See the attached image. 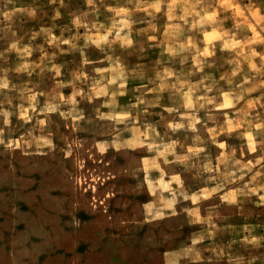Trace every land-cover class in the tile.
I'll return each mask as SVG.
<instances>
[{"label":"rangeland","instance_id":"rangeland-1","mask_svg":"<svg viewBox=\"0 0 264 264\" xmlns=\"http://www.w3.org/2000/svg\"><path fill=\"white\" fill-rule=\"evenodd\" d=\"M125 5L126 0H105L104 5H99V12L92 14L85 0H65L64 6L59 0L55 5L49 0H0V50L13 39L12 32L27 41L31 33L39 31L42 26L55 25V35L63 33L64 38H71L77 34L71 21L84 12H89L86 18L89 22L104 24L107 28L114 14L107 12L106 8ZM17 8H35L37 16L30 18L26 12L16 11ZM57 9L61 17L53 21ZM5 12L10 14V19L4 17ZM131 18L134 21L131 36L135 45L132 49H120L117 45L111 49L104 46L101 51L89 47L84 58L91 61L90 65L81 64L79 51L58 53L55 62L62 66V75L58 79L67 82L71 73L81 67L89 75L93 74V68H109L111 62L105 61V56H111L123 64L126 72L136 71V75L128 78L126 95L117 97L119 109H131L137 96L149 103L155 101L157 94L145 89L153 86L155 71L162 66H171L178 73H186L190 62L181 67L178 58L170 60L164 53L167 21L163 13L152 19L144 12H134ZM150 22L156 25L155 32L149 28ZM84 31L79 29V34ZM150 35H155L156 40H149ZM43 43V39L37 37L34 45ZM78 43L82 45L83 41ZM63 47L67 48L66 45ZM53 50L48 49L49 52ZM257 50H261V46H257ZM226 55L230 54L218 51L216 67L206 68L205 72L211 71L218 76ZM29 60L39 62L38 54L34 52ZM18 63L15 53L8 54L7 62L0 61V68L9 69L11 84L17 87L28 85L40 92H48L54 86L51 74L47 72L43 76L34 73L31 78L16 74L12 69ZM200 75L198 73L192 79H199ZM61 91L67 96L72 88ZM5 95L13 98V106L19 102L15 91L0 93V99ZM159 97L158 103L149 108L148 113H142L139 119L141 127L144 123H151L165 135V120L175 116V113L169 116L165 108L178 105L179 94L170 90L160 93ZM39 99L43 103L45 98ZM106 99L81 102L79 107L86 120L80 122L75 133L65 127L66 122L58 113L52 114L49 127L56 147L43 153L23 146L19 149L6 147L9 139L26 135L31 123L25 124L15 114L10 126L0 122L5 140V145H0V264H264V201L260 200L264 192L241 199L235 206L220 202L219 195L201 202L200 215L205 220L211 215V222L192 223L194 217L184 210L195 206L181 197H178L176 215H169L164 220L145 219L144 206L155 197L148 192L142 162L151 159L155 153L148 152L146 147L117 151L111 146L103 155L96 152L92 146L97 140L111 141L117 132L121 140L133 138V133L128 130L131 121L116 124L96 118V108ZM145 106L131 110L136 114ZM100 111L110 109L101 107ZM185 134L181 130L175 134L167 133V136L184 142ZM187 135L191 137L193 134ZM68 139H77L84 145V148L74 150L73 157L64 155ZM88 149L92 152L89 153ZM217 151L209 143L208 153L214 155ZM254 155L248 154L246 158L253 159ZM80 160L83 161L82 168L76 166ZM182 170L179 165L166 168L170 173ZM151 175L155 178L158 173L153 171ZM182 178L189 192L203 183V177L193 180L190 173ZM212 224L216 225L215 235L209 236L208 233L213 231ZM245 226L248 232L243 231ZM244 235L256 236L259 244L243 243ZM199 237L204 238L193 246L192 240Z\"/></svg>","mask_w":264,"mask_h":264},{"label":"clouds","instance_id":"clouds-1","mask_svg":"<svg viewBox=\"0 0 264 264\" xmlns=\"http://www.w3.org/2000/svg\"><path fill=\"white\" fill-rule=\"evenodd\" d=\"M104 2L85 0L92 14L98 13L99 5H104ZM49 3L55 5L57 0H49ZM64 3L65 0H59L61 6ZM106 10L114 14L107 28L104 24L89 22L86 19L89 12L74 16L71 23L77 34L71 38H64L63 33L55 35V25L42 26L39 31H33L27 41L22 36L17 37L16 32L11 33L13 39L6 48L0 50V61L7 62L8 54L15 53L19 63L12 71L30 78L34 73L43 76L47 72L51 74L54 86L48 92L37 91L28 85L17 87L10 82L9 69L0 68V93L15 91L19 101L13 106L11 96L5 95L0 99V122L10 126L11 117L15 114L18 120L32 125L26 135L16 140L9 139L6 147L19 149L23 146L25 149L34 148L40 153L51 151L56 147L49 127L52 114L58 113L66 122L65 127L75 133L79 130L80 122L86 120L84 111L79 107L81 102L87 100L93 103L107 97L96 108V118L116 124L131 121L128 130L133 133V138L121 140L117 132L111 141L97 140L92 147L101 155L110 146L117 151L146 147L148 152L155 153L151 159L142 162L148 192L155 197L144 206L146 220H164L169 215H176L178 197H181L195 206L184 210L194 217L192 223L211 222V215L207 220L201 217V202L210 201L219 195L220 202L235 206L241 199L264 192V2L126 0L125 6L107 7ZM16 11L26 12L30 18L37 16L35 8H17ZM134 12H144L152 19H155L156 14L163 13L167 21L164 53L170 60L178 58L181 67L190 62L186 73H178L171 66L156 70L152 78L153 86L145 88L146 92L157 94L156 99L149 103L137 96L131 109L146 106L136 114L131 109H119L117 97L126 95L128 78L136 75V71L126 72L118 59L105 56V61H110L111 67L93 68L92 75L81 67L71 73L67 82L58 79L62 75V66L55 62L58 53L79 51L81 64L90 65L91 61L84 58V53L92 46L101 51L104 46L111 49L117 45L120 49H132L135 46L131 36L134 22L131 16ZM3 15L10 19L8 12ZM60 17L61 12L55 10L52 20ZM81 28L85 30L82 35L79 34ZM149 28L156 31V25L151 22ZM37 37H41L44 43L34 45ZM148 39L155 41L156 36L150 35ZM79 41H83V44ZM65 45L67 48L63 47ZM257 46H261V50H257ZM48 49L54 50L49 52ZM218 51L230 55H226L218 76H215L211 71L205 72V69L216 67ZM34 52L38 54L39 62L29 60ZM198 73L202 74L200 78L193 80L192 77ZM140 74L143 75V72ZM66 87L72 88L67 96L61 91ZM170 90L179 94V103L165 108L169 116L175 113L173 119L165 120L166 134L162 135L151 123H144L141 127L140 115L148 113L149 108L158 103L160 93ZM39 97L45 98L43 103ZM101 107L110 111L102 112ZM181 130L186 133L184 142L167 136V133L175 134ZM188 133L193 135L189 137ZM3 137L4 127H0V145H5ZM189 139L191 142H188ZM233 140L236 143H232ZM66 143V157H73L74 150L84 148L77 139H68ZM209 143L218 149L214 155L208 153ZM87 151L91 153L92 149ZM248 154L255 155L253 159H247ZM172 165H179L183 170L172 173L166 171ZM76 166L82 168L83 161L80 160ZM153 171L158 173L155 178L151 175ZM189 173L193 180L203 177V183L191 192L182 178V175ZM165 193L170 195L166 196ZM260 200L264 201V195L260 196ZM215 228L216 225L212 224L213 231L208 233L209 236L215 235ZM243 231L248 232V227L245 226ZM203 238L193 239L192 245L200 243ZM242 240L247 245L259 244L254 235L250 238L244 235Z\"/></svg>","mask_w":264,"mask_h":264}]
</instances>
